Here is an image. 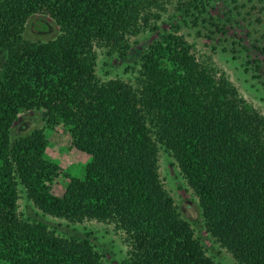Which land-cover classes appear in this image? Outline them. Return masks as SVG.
Instances as JSON below:
<instances>
[{
    "label": "trees",
    "instance_id": "1",
    "mask_svg": "<svg viewBox=\"0 0 264 264\" xmlns=\"http://www.w3.org/2000/svg\"><path fill=\"white\" fill-rule=\"evenodd\" d=\"M197 26L208 0H0V263L104 264L90 238H68L19 212L20 186L44 214L115 224L125 264H217L158 175V145L176 160L209 232L239 264H264V119L230 81L199 62L168 6ZM48 15L60 35L24 37ZM216 26V25H215ZM157 36L141 58V88L100 83L95 46L126 56L131 38ZM43 111L89 156L83 178L46 158L44 128L12 140L19 115ZM70 179L62 196L52 185Z\"/></svg>",
    "mask_w": 264,
    "mask_h": 264
},
{
    "label": "rangeland",
    "instance_id": "2",
    "mask_svg": "<svg viewBox=\"0 0 264 264\" xmlns=\"http://www.w3.org/2000/svg\"><path fill=\"white\" fill-rule=\"evenodd\" d=\"M176 3L168 6L161 26L181 25L180 34L192 45L195 58L216 70L218 77L227 78L238 97L251 104L264 119V0H208L209 7L200 16L197 26L179 15ZM216 25V26H215ZM60 35V27L48 15H37L27 24L24 37L31 41L47 42ZM157 36L149 31L131 38L126 56L111 54L110 49L95 46L97 53L96 76L100 83L119 79L141 88V58ZM43 111H29L19 115L12 130V140L27 136L34 128H44ZM49 141L46 158L57 163L62 173L83 178L89 156L74 146L68 128H46ZM158 175L164 189L175 199L180 218L191 223L196 236L217 264H239L231 251L209 232L203 219V210L194 191L185 180L173 155L158 145ZM70 179L60 176L52 185V192L62 196ZM19 212L25 220L46 224L51 231L64 237L90 238L104 264H125L131 250L127 234L115 224L98 221L71 223L44 214L29 201L20 186ZM7 264V263H0Z\"/></svg>",
    "mask_w": 264,
    "mask_h": 264
}]
</instances>
